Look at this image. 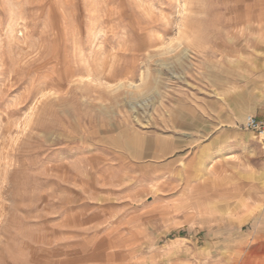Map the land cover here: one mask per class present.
<instances>
[{
	"label": "rangeland",
	"instance_id": "374dc122",
	"mask_svg": "<svg viewBox=\"0 0 264 264\" xmlns=\"http://www.w3.org/2000/svg\"><path fill=\"white\" fill-rule=\"evenodd\" d=\"M250 114L264 0H0V264H264Z\"/></svg>",
	"mask_w": 264,
	"mask_h": 264
},
{
	"label": "bare ground",
	"instance_id": "6f19581e",
	"mask_svg": "<svg viewBox=\"0 0 264 264\" xmlns=\"http://www.w3.org/2000/svg\"><path fill=\"white\" fill-rule=\"evenodd\" d=\"M249 19V24L245 25V27L240 28V33H243L245 31L247 32H251L254 28V22H250V15H248ZM236 23V22H235ZM239 25V24H238ZM190 27L187 23H181V25L178 28V34L176 36V40H177V48H182L184 53L191 50V46L195 45V42L197 39H199V35L195 34L193 32H190ZM237 32V31H236ZM98 34V33H97ZM100 35V34H99ZM236 37V36H235ZM196 39V40H195ZM174 41V40H173ZM172 42V41H171ZM175 51V50H174ZM187 55V54H186ZM149 56L151 57L152 55L149 53ZM86 63V62H85ZM120 65V64H119ZM88 69V68H87ZM110 72V71H109ZM120 72V71H119ZM117 72L116 70H114V72H112V76L114 78H116V83H115V90H120V89H126L128 88L130 90L131 93H136V94H140L144 91H146V79L149 76V73H140L141 77L138 78L139 82L136 81V79H128V81L126 82V78L127 77H120V73ZM126 73L128 74H132V70L131 71H127ZM93 72L91 69H88V75H92ZM119 76V77H118ZM94 77V76H93ZM91 78V81H96V78ZM131 78V77H130ZM90 80V79H89ZM113 88V86H111ZM113 91V90H112ZM148 91V90H147ZM141 101V100H140ZM139 104V103H138ZM140 106V105H139ZM249 212V211H248ZM251 212V211H250ZM253 213V212H252ZM254 243V242H253ZM255 248V247H253ZM242 254V253H241ZM244 259V258H243Z\"/></svg>",
	"mask_w": 264,
	"mask_h": 264
},
{
	"label": "built area",
	"instance_id": "2783aa9c",
	"mask_svg": "<svg viewBox=\"0 0 264 264\" xmlns=\"http://www.w3.org/2000/svg\"><path fill=\"white\" fill-rule=\"evenodd\" d=\"M240 126L254 132L264 144V118L250 114L246 116Z\"/></svg>",
	"mask_w": 264,
	"mask_h": 264
},
{
	"label": "snow or ice",
	"instance_id": "6c2138e0",
	"mask_svg": "<svg viewBox=\"0 0 264 264\" xmlns=\"http://www.w3.org/2000/svg\"><path fill=\"white\" fill-rule=\"evenodd\" d=\"M169 46V45H166V47Z\"/></svg>",
	"mask_w": 264,
	"mask_h": 264
}]
</instances>
